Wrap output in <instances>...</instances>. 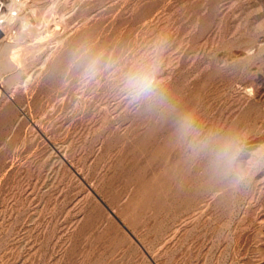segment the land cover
<instances>
[{
    "label": "rangeland",
    "instance_id": "obj_1",
    "mask_svg": "<svg viewBox=\"0 0 264 264\" xmlns=\"http://www.w3.org/2000/svg\"><path fill=\"white\" fill-rule=\"evenodd\" d=\"M0 9V264H264V0Z\"/></svg>",
    "mask_w": 264,
    "mask_h": 264
},
{
    "label": "clouds",
    "instance_id": "obj_2",
    "mask_svg": "<svg viewBox=\"0 0 264 264\" xmlns=\"http://www.w3.org/2000/svg\"><path fill=\"white\" fill-rule=\"evenodd\" d=\"M251 54V53H249ZM225 67V65H221ZM128 88L135 94H147L151 90V82L146 76L132 75L127 82Z\"/></svg>",
    "mask_w": 264,
    "mask_h": 264
},
{
    "label": "built area",
    "instance_id": "obj_3",
    "mask_svg": "<svg viewBox=\"0 0 264 264\" xmlns=\"http://www.w3.org/2000/svg\"><path fill=\"white\" fill-rule=\"evenodd\" d=\"M7 15H9V14H5V13H3L2 12V9H0V43H1V41L3 40V39H5V37H6V34H5V32H4V30H5V28H6V26L8 25L7 24ZM14 18H17L18 17V15L16 14V13H13V14H11ZM5 36L4 38L2 37V36ZM14 36H13V40H15L16 38H17V34H13Z\"/></svg>",
    "mask_w": 264,
    "mask_h": 264
},
{
    "label": "bare ground",
    "instance_id": "obj_4",
    "mask_svg": "<svg viewBox=\"0 0 264 264\" xmlns=\"http://www.w3.org/2000/svg\"><path fill=\"white\" fill-rule=\"evenodd\" d=\"M6 18H7L8 23L9 22L12 23V20H13L14 17L12 15H8Z\"/></svg>",
    "mask_w": 264,
    "mask_h": 264
}]
</instances>
